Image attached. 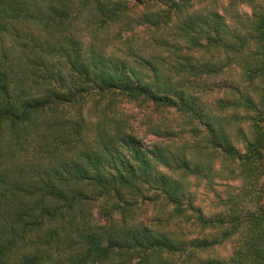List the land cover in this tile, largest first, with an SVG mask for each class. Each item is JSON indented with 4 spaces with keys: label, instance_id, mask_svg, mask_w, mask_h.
Returning <instances> with one entry per match:
<instances>
[{
    "label": "trees",
    "instance_id": "1",
    "mask_svg": "<svg viewBox=\"0 0 264 264\" xmlns=\"http://www.w3.org/2000/svg\"><path fill=\"white\" fill-rule=\"evenodd\" d=\"M197 1L0 0V264H264V5Z\"/></svg>",
    "mask_w": 264,
    "mask_h": 264
},
{
    "label": "rangeland",
    "instance_id": "2",
    "mask_svg": "<svg viewBox=\"0 0 264 264\" xmlns=\"http://www.w3.org/2000/svg\"><path fill=\"white\" fill-rule=\"evenodd\" d=\"M197 6L199 8H204V10H212V11H218V12H225V9H228V12L232 14H238L242 16L243 18H246L250 16L253 12V7L248 3L249 0H198ZM256 3H262L264 5V0H256ZM234 4V5H233ZM232 5V8H230ZM230 26H234L233 21L229 23ZM135 41L133 42L136 50L140 54H147L150 55L152 53H162L160 49H154L153 46L151 47L150 41L152 40V37L149 33L144 34L143 32L136 30V35ZM117 47L122 51H126L127 48L124 46L122 43L117 44ZM165 55V53H164ZM211 56H203V59H209ZM241 68L238 66H234L232 70V79H234L236 82H238L241 78ZM255 96V95H254ZM255 101L257 102L258 99L255 97ZM118 111L121 114H124L127 116L130 124L133 126L135 134L143 139L144 142L146 143H152L153 141H156L157 138L150 134L148 129H147V122L145 120V114L139 112L132 104L128 103H120L118 106ZM249 113L244 112L240 115L248 116ZM253 114V113H252ZM238 128H242L247 134L250 135V123L248 120L245 118L244 121L241 123L237 124V127H234L233 132V139L238 142L237 139V130ZM238 144V143H237ZM241 150L243 149V145L240 143L237 145ZM193 192L195 193L196 196V201L197 203L203 207V209L206 211L209 209L211 206L213 200H214V195L210 194L208 190H206L204 185H198L196 182H194ZM222 190V189H220ZM207 212V211H206ZM100 218V216H98ZM231 254L230 246L224 248L223 250L219 251L218 256L221 258H228Z\"/></svg>",
    "mask_w": 264,
    "mask_h": 264
}]
</instances>
